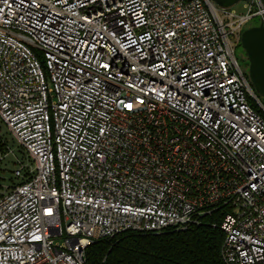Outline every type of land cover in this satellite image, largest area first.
<instances>
[{
  "label": "built area",
  "instance_id": "2783aa9c",
  "mask_svg": "<svg viewBox=\"0 0 264 264\" xmlns=\"http://www.w3.org/2000/svg\"><path fill=\"white\" fill-rule=\"evenodd\" d=\"M245 1L0 0V119L31 160L0 135V264H85L214 213L225 264H264V104L235 54L264 0Z\"/></svg>",
  "mask_w": 264,
  "mask_h": 264
},
{
  "label": "trees",
  "instance_id": "16d2710c",
  "mask_svg": "<svg viewBox=\"0 0 264 264\" xmlns=\"http://www.w3.org/2000/svg\"><path fill=\"white\" fill-rule=\"evenodd\" d=\"M260 99L264 104V98ZM253 105L262 112L255 101ZM0 169H7L5 163ZM221 223L222 216L214 213L184 230L127 232L102 239L86 249L85 264H225L222 246L226 235Z\"/></svg>",
  "mask_w": 264,
  "mask_h": 264
},
{
  "label": "water",
  "instance_id": "95a60500",
  "mask_svg": "<svg viewBox=\"0 0 264 264\" xmlns=\"http://www.w3.org/2000/svg\"><path fill=\"white\" fill-rule=\"evenodd\" d=\"M221 7H231L242 0H214ZM241 43L249 59V78L257 96L264 98V20L242 33Z\"/></svg>",
  "mask_w": 264,
  "mask_h": 264
},
{
  "label": "rangeland",
  "instance_id": "374dc122",
  "mask_svg": "<svg viewBox=\"0 0 264 264\" xmlns=\"http://www.w3.org/2000/svg\"><path fill=\"white\" fill-rule=\"evenodd\" d=\"M245 4H246V1L242 0V1H239L238 3H236L235 5L231 6L230 8L234 9L238 14H243V13H246L248 10L245 7ZM219 7H221V6H219ZM261 22H262V17L261 16H255V17L251 18L245 24L244 30L249 28V27L260 25ZM235 54H236V57H237L240 65L242 67H244V69L247 70V72L249 74V59H248L246 50L244 49L241 42L236 46ZM0 135L8 140L10 147L14 151V155H11L12 158L18 157L19 159L24 160L26 163L31 161L30 158L27 156L26 152L21 147L19 141L13 136V134L9 131L7 125L1 119H0ZM5 167L7 169H12L14 167L12 159H8L5 162ZM10 176H11V173H10V171H8L5 174V177L7 179H9Z\"/></svg>",
  "mask_w": 264,
  "mask_h": 264
}]
</instances>
